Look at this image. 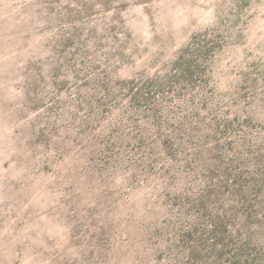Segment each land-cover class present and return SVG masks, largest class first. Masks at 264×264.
<instances>
[{
	"label": "rangeland",
	"instance_id": "obj_1",
	"mask_svg": "<svg viewBox=\"0 0 264 264\" xmlns=\"http://www.w3.org/2000/svg\"><path fill=\"white\" fill-rule=\"evenodd\" d=\"M0 264H264V0H0Z\"/></svg>",
	"mask_w": 264,
	"mask_h": 264
},
{
	"label": "trees",
	"instance_id": "obj_2",
	"mask_svg": "<svg viewBox=\"0 0 264 264\" xmlns=\"http://www.w3.org/2000/svg\"><path fill=\"white\" fill-rule=\"evenodd\" d=\"M45 18L46 19V17L44 16V15H41V18ZM47 22H48V20H47ZM46 47H43V46H39V47H37V51H36V53H38V54H42V53H44L45 52V49Z\"/></svg>",
	"mask_w": 264,
	"mask_h": 264
}]
</instances>
